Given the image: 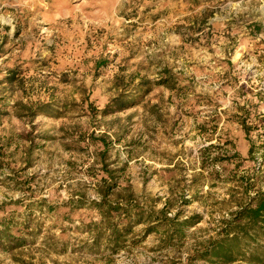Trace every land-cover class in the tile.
Masks as SVG:
<instances>
[{"label":"rangeland","instance_id":"1","mask_svg":"<svg viewBox=\"0 0 264 264\" xmlns=\"http://www.w3.org/2000/svg\"><path fill=\"white\" fill-rule=\"evenodd\" d=\"M258 192L264 0H0V264H217Z\"/></svg>","mask_w":264,"mask_h":264},{"label":"trees","instance_id":"2","mask_svg":"<svg viewBox=\"0 0 264 264\" xmlns=\"http://www.w3.org/2000/svg\"><path fill=\"white\" fill-rule=\"evenodd\" d=\"M121 105L125 106V103ZM95 206L101 212L107 210L109 213L122 208L118 203L106 201L105 197L95 203ZM142 215L137 213L136 217H140L137 220H141ZM231 215V218L222 221V228L216 238L203 248L201 259H210L217 264H230L238 260L264 264V192L256 193L249 202L240 205ZM111 232L117 241L120 235Z\"/></svg>","mask_w":264,"mask_h":264}]
</instances>
